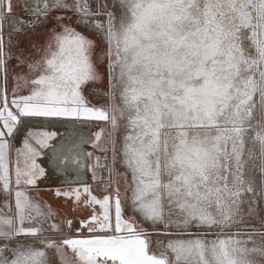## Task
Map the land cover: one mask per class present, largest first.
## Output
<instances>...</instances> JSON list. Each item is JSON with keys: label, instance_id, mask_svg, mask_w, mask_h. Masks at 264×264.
Here are the masks:
<instances>
[{"label": "snow or ice", "instance_id": "6c2138e0", "mask_svg": "<svg viewBox=\"0 0 264 264\" xmlns=\"http://www.w3.org/2000/svg\"><path fill=\"white\" fill-rule=\"evenodd\" d=\"M0 264H264V0H0Z\"/></svg>", "mask_w": 264, "mask_h": 264}, {"label": "crops", "instance_id": "0c3cea01", "mask_svg": "<svg viewBox=\"0 0 264 264\" xmlns=\"http://www.w3.org/2000/svg\"><path fill=\"white\" fill-rule=\"evenodd\" d=\"M11 86H12V82L10 80L9 89H11ZM93 102H95L94 98H93ZM101 126H103V122H99V123L93 122L92 124L85 126V132L90 134L92 131L99 130V127ZM31 130L37 131V132L38 131H55L57 130V127H53V126L41 124V123H36L35 126L31 128ZM25 135H26V131H25ZM17 140H14L13 143H15L17 147L22 146L23 136H18ZM85 150L92 151L93 149L91 148L90 145H86ZM72 179L75 180L76 177H72ZM79 179L82 180L86 184L92 185V187L95 189V182L93 181L91 171L84 170L81 173ZM53 181H57V178L53 177L52 181H49L46 184H41V188L43 189L41 196L43 200L47 201L48 203L52 204L54 207H57V208L62 207L63 200L62 199L57 200V198L54 196L53 193L56 188H61L62 190H68L72 187H82L83 186L82 184H79V183H73L69 185V184H61L59 182H53ZM48 189H52L53 191H48Z\"/></svg>", "mask_w": 264, "mask_h": 264}]
</instances>
